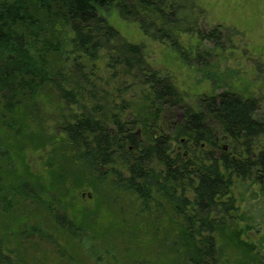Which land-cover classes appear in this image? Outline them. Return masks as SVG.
Segmentation results:
<instances>
[{"label":"trees","instance_id":"16d2710c","mask_svg":"<svg viewBox=\"0 0 264 264\" xmlns=\"http://www.w3.org/2000/svg\"><path fill=\"white\" fill-rule=\"evenodd\" d=\"M184 1L0 0V156L12 158L8 133L19 142L17 154L34 141L36 131L26 119L35 122L29 109L44 89L62 102L55 135L70 160L133 192L146 207L153 201L173 209L177 228L170 246L184 258L174 263L163 255L160 264H222L218 233L234 221L235 180L253 178L264 186L260 99L226 90L190 107L172 78L149 63L144 46L124 39L104 15L116 10L186 57L176 39L185 23ZM220 29L198 34L220 46ZM100 60L109 78L98 75ZM222 139L229 140L227 149ZM47 140L32 149L54 146ZM37 193L34 185L15 183L0 171V202ZM54 215L59 227H77L60 208ZM170 236L163 242L173 250ZM13 253L0 240V262L14 264Z\"/></svg>","mask_w":264,"mask_h":264},{"label":"rangeland","instance_id":"374dc122","mask_svg":"<svg viewBox=\"0 0 264 264\" xmlns=\"http://www.w3.org/2000/svg\"><path fill=\"white\" fill-rule=\"evenodd\" d=\"M182 3L188 8L176 39L187 51L186 57L168 42L146 35L138 23L121 18L116 10L104 15L124 39L144 46L149 63L172 78L190 107H198L206 94L230 90L259 98V116L264 119V0ZM189 23L192 30H184ZM216 26L221 27L220 46L198 34L200 29L210 32ZM96 66L98 75L109 78L104 60ZM61 104L43 89L36 108L29 109L37 116L35 122L26 119L36 131L34 141L26 142L23 152L17 154L19 142L8 133L7 150L12 158L0 156L2 173L15 183L24 180L38 191L35 198H10L9 193L8 201L0 202V240L14 251V264H160L163 255L182 263L183 255L170 246L177 228L173 209L165 202L161 209L153 201L146 207L133 192L117 188L110 178L69 159L70 152L55 135ZM2 106L0 101V122ZM181 116L180 112L176 118ZM32 129H27L30 134ZM44 140L54 141V146L48 142L32 149L33 143ZM261 140L264 144V137ZM220 145L228 148L229 140L222 139ZM44 187L50 189V195ZM233 193L237 208L232 227L218 233L222 264H264V186L253 178H238ZM56 207L77 227H59ZM23 230L29 235L23 236ZM168 230L173 250L164 246Z\"/></svg>","mask_w":264,"mask_h":264},{"label":"flooded vegetation","instance_id":"af4514ba","mask_svg":"<svg viewBox=\"0 0 264 264\" xmlns=\"http://www.w3.org/2000/svg\"><path fill=\"white\" fill-rule=\"evenodd\" d=\"M225 149H227V147L224 146Z\"/></svg>","mask_w":264,"mask_h":264}]
</instances>
